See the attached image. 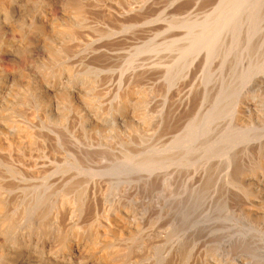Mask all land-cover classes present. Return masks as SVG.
<instances>
[{"label":"rangeland","instance_id":"obj_1","mask_svg":"<svg viewBox=\"0 0 264 264\" xmlns=\"http://www.w3.org/2000/svg\"><path fill=\"white\" fill-rule=\"evenodd\" d=\"M0 1L5 3L0 5V41H8L0 51L2 70H20L14 78L11 106L1 107L0 138H14L13 127L23 122L35 136V155L45 146L59 145L77 156L81 146L80 153L89 155V163L97 159L95 165L86 164L94 168L79 157L84 165L68 166L65 172L81 173L90 182L87 193L99 214L103 204L108 213L116 205L130 208L135 210L128 216L132 225L144 220L143 225L158 227L159 234H154L159 241L171 234L172 245L165 253L171 264H264V190L257 188L258 179L264 180V0H23L20 15L11 0ZM42 12L53 25L44 13L40 17ZM39 21L46 22L47 36L27 45L39 32ZM198 34L203 37L197 43ZM20 36L27 39L26 48L16 44ZM43 74L65 82V99L59 93L31 96L29 88L37 90L34 80ZM96 121L102 125L94 127ZM226 127L235 130L231 133ZM97 165L101 171H95ZM36 183L40 184L37 178ZM95 212L75 229L61 223L60 233L67 238L73 234L69 238L74 240L93 237L90 227L99 224ZM155 213L161 219H153ZM166 222L171 233L169 228L164 231ZM6 226L7 233L11 227ZM126 251L123 257L142 264H158L165 257L142 256L141 249ZM87 264L98 262L90 258Z\"/></svg>","mask_w":264,"mask_h":264},{"label":"bare ground","instance_id":"obj_2","mask_svg":"<svg viewBox=\"0 0 264 264\" xmlns=\"http://www.w3.org/2000/svg\"><path fill=\"white\" fill-rule=\"evenodd\" d=\"M3 1V0H2ZM8 1V0H7ZM10 1V0H9ZM23 0H11L10 4L12 5L15 13L20 12V7L22 5ZM42 1V0H41ZM125 1V0H124ZM127 1V0H126ZM1 2V1H0ZM4 2V1H3ZM1 3L2 5H4L3 7H5V3ZM32 2V0L30 1ZM8 3V2H7ZM25 3V1H24ZM26 3L29 4V2L26 1ZM43 3V2H42ZM0 4V5H1ZM31 4V3H30ZM33 4V3H32ZM37 4V3H36ZM1 5V6H2ZM42 5V4H41ZM0 6V8H1ZM23 6V5H22ZM7 7V6H6ZM11 7V8H12ZM38 7L40 8L41 6L38 5ZM233 7V5H232ZM9 8V7H8ZM43 8V7H41ZM232 12L234 11L233 8ZM231 9L227 11L231 12ZM11 10V9H10ZM39 10V9H38ZM9 11V10H8ZM12 11V10H11ZM81 11V9H80ZM226 11V9H225ZM41 12V11H40ZM13 13V12H12ZM37 13V12H36ZM46 17V21L47 22H51L52 23V18H50L49 16H47V14L45 12H42L41 15H43ZM77 13L80 14V12L77 10ZM83 13V12H82ZM86 13V12H85ZM19 14V13H18ZM10 15V14H9ZM15 15V14H14ZM20 15V14H19ZM37 15V14H36ZM82 15V14H81ZM78 16V15H77ZM97 16V15H96ZM236 17V16H235ZM234 17V18H235ZM79 18V17H78ZM85 19V18H84ZM39 20V19H38ZM55 20V19H54ZM42 21V20H40ZM38 22V29L39 32L41 34H39V32L37 34H33L32 37V41L29 43H27V39L25 40V36H20L18 42H16V44H22L23 47H25L26 43L27 45H33L34 43H36L37 41H39V39H41V37L43 38V36H47V34H45V32H47V24L44 25L43 23L46 22ZM45 21V20H44ZM173 21V19H172ZM174 23V22H173ZM53 25V23H52ZM37 26V25H36ZM72 26V25H71ZM73 27V26H72ZM49 29V28H48ZM52 29V28H51ZM66 29V28H64ZM68 29V30H67ZM67 32H70L71 29L69 27H67ZM77 29V28H76ZM73 31V30H72ZM203 31V30H202ZM52 32V31H51ZM75 33V31H73ZM205 32V31H204ZM203 32V33H204ZM49 33V32H48ZM71 33V32H70ZM73 34V33H72ZM204 34H207L206 32ZM68 35V34H67ZM70 35V34H69ZM198 38L197 43L199 40H201V37H203L201 34H198V36H196ZM195 37V38H196ZM194 38V39H195ZM205 38V37H204ZM208 38V37H207ZM249 38V37H248ZM209 39V38H208ZM211 39V38H210ZM251 39V37H250ZM249 39V40H250ZM4 40V38H3ZM214 40V39H213ZM213 40H211L210 42H212ZM245 40V39H244ZM0 51L1 50H5V48L8 46V41L7 43H5V41H0ZM204 42V41H203ZM208 42L205 40L204 44ZM215 42V41H214ZM212 42V44L214 43ZM239 42V41H238ZM247 42V41H246ZM196 43V41H195ZM241 43V42H240ZM245 43V42H244ZM250 43V42H249ZM194 44V43H193ZM202 44V42L200 41V45ZM207 44V43H206ZM209 44V42H208ZM252 44V43H250ZM203 45V44H202ZM239 45V44H238ZM237 45V46H238ZM249 45V44H248ZM234 46V45H233ZM234 46V47H237ZM243 46V45H240ZM239 46V47H240ZM22 47V48H23ZM199 47V45H198ZM211 47V46H210ZM232 47V46H231ZM252 47V46H251ZM26 48V47H25ZM213 48V47H212ZM229 48V47H228ZM241 48V47H240ZM247 48V47H246ZM230 49V48H229ZM233 49V48H232ZM231 49V50H232ZM208 50V49H207ZM212 50V49H211ZM234 50V49H233ZM238 50V49H237ZM236 53V50H234ZM240 51V50H239ZM210 52V51H209ZM231 52V51H230ZM232 58V57H231ZM207 59V58H206ZM2 63L0 61V118L2 117V110L1 107L6 106L7 104L10 105V100H13L14 98L12 94L14 93V89H15V82H14V78H16V73L20 72V70H11L10 72L2 70ZM7 69V68H6ZM211 70V69H210ZM250 71V69H249ZM42 72V71H41ZM15 73V74H14ZM36 73V72H35ZM209 73V72H208ZM212 73V72H211ZM21 73H18V75ZM28 74V73H27ZM32 74V73H31ZM48 74V73H47ZM61 74V73H60ZM207 74V73H205ZM204 74V75H205ZM230 74V73H229ZM233 74V73H232ZM250 74V72H249ZM35 75V74H34ZM23 76V75H22ZM53 76V75H52ZM58 76V75H57ZM37 77V76H35ZM49 77L51 76H47L46 74L44 75H39L35 80L34 83L38 88L37 90H35V88H33L31 86L32 82L28 81L29 85L31 86L29 88V85L26 84V86L28 85V87L25 86L24 87L29 89H33L29 92V94L31 93V96L36 97L35 95H41V97H45L51 93H59L62 94V97L64 95V83L61 80L58 79H50ZM205 77V76H203ZM33 78V77H32ZM208 78V77H207ZM31 79V78H30ZM34 79V78H33ZM58 80V81H57ZM64 80V79H62ZM65 81V80H64ZM224 81V80H223ZM74 83V82H73ZM72 84V83H71ZM60 85V86H59ZM229 85V84H228ZM231 85V83H230ZM71 87V86H70ZM227 87V86H226ZM19 88V87H18ZM22 88V87H21ZM24 89V88H23ZM67 89V88H66ZM25 90V89H24ZM70 90V89H68ZM83 90V89H82ZM232 90V89H231ZM21 91V89L19 90ZM26 91V90H25ZM23 91V92H25ZM84 91V90H83ZM226 91V90H225ZM234 91V90H233ZM27 92V93H28ZM72 93H76L72 92ZM78 93V92H77ZM254 93V92H253ZM225 94V93H224ZM234 94V93H233ZM255 94V93H254ZM15 95V94H14ZM72 94H70L71 96ZM74 95V94H73ZM77 95V94H76ZM82 95V94H80ZM80 95L78 97H80ZM217 95V94H216ZM246 95V94H245ZM263 95V94H262ZM38 97V96H37ZM40 97V96H39ZM40 97V98H41ZM241 97V96H240ZM262 97V96H261ZM64 99L66 97H63ZM71 98L73 99V97L71 96ZM75 98V97H74ZM220 99V97H218ZM223 98V97H222ZM225 98V97H224ZM246 98V97H245ZM257 98V97H256ZM255 98V99H256ZM264 98V96L262 97ZM25 99V98H24ZM261 99V98H260ZM258 99V100H260ZM76 100V99H75ZM243 100V99H242ZM257 100V101H258ZM64 101V100H63ZM78 101V99L76 100ZM238 101V100H237ZM244 101V100H243ZM254 101V100H253ZM262 101V100H260ZM259 101V102H260ZM73 102V101H72ZM218 102V101H217ZM249 102V101H248ZM252 102V101H251ZM27 103V102H26ZM31 103V102H30ZM43 103V102H42ZM75 103V102H74ZM78 102H76L77 104ZM83 103V102H82ZM241 103V102H240ZM253 103V102H252ZM263 103V102H262ZM49 105H51L50 103H48ZM74 104V105H76ZM129 104V103H128ZM238 104V103H237ZM247 104V103H246ZM249 104V103H248ZM251 104V103H250ZM35 105V104H34ZM79 105V104H78ZM84 105V104H83ZM221 105V104H220ZM224 105V104H222ZM11 106V105H10ZM28 106V104H27ZM52 106V105H51ZM16 107V106H15ZM49 107V106H48ZM72 107V106H71ZM74 107V106H73ZM78 106L76 105L75 108H77ZM218 107V105H217ZM245 107V106H244ZM252 107V106H249ZM255 107V105H254ZM36 108V107H35ZM39 108V107H38ZM37 108V110H38ZM42 108V107H41ZM80 108V105L78 107V109ZM138 108V107H137ZM216 108V107H215ZM230 108V107H229ZM10 109V108H9ZM20 109V108H19ZM34 109V108H33ZM32 109V110H33ZM47 109V108H46ZM238 109V108H237ZM4 110V109H3ZM35 110V109H34ZM36 110V111H37ZM49 110V109H47ZM84 110V109H82ZM231 110V109H230ZM10 111V110H9ZM53 111V110H52ZM215 111V110H214ZM243 111V110H242ZM252 110H250L251 112ZM15 112V111H14ZM22 112V111H21ZM24 112V111H23ZM83 112V111H82ZM19 113V112H18ZM16 113V114H18ZM51 113V112H50ZM56 113V112H55ZM60 113V112H59ZM81 113V112H80ZM264 113V112H263ZM6 114V113H5ZM13 114V112H12ZM122 114V113H121ZM125 114V113H124ZM251 114V113H250ZM46 115V114H45ZM48 115V114H47ZM50 115V114H49ZM103 115V114H102ZM206 115V114H205ZM33 116V115H32ZM83 116V115H82ZM96 116L97 113H96ZM100 116V115H99ZM122 116V115H121ZM209 116V115H206ZM237 116V115H236ZM6 117V116H5ZM16 117V116H15ZM14 117V118H15ZM50 117V116H49ZM79 117V116H78ZM8 118V116H7ZM95 118V117H94ZM3 120V117L1 118ZM6 119V118H5ZM19 119V118H17ZM16 119V120H17ZM32 119V118H31ZM66 119V118H65ZM98 119V118H97ZM101 119V118H99ZM98 119V120H99ZM120 119V117H119ZM126 119V117H125ZM129 119V118H128ZM126 119V120H128ZM259 119V118H258ZM14 120V119H11ZM10 120V123H11ZM55 120V119H54ZM81 120V119H80ZM95 121V119H93ZM121 120V119H120ZM117 119V121H120ZM126 120H123L126 123ZM26 122L27 119L25 120ZM24 121V122H25ZM57 121V120H56ZM64 121V120H63ZM93 121V122H94ZM129 121V120H128ZM9 122V119L8 121ZM48 122V121H47ZM53 122V121H52ZM92 122V123H93ZM105 122V121H104ZM236 122V121H235ZM100 122L96 121L94 124V127L97 126L96 124H99ZM102 123V122H101ZM117 123V122H115ZM123 123V122H122ZM133 123V122H132ZM248 123V122H247ZM1 124V123H0ZM113 124V123H111ZM119 124V123H118ZM117 124V125H118ZM140 125V123H138ZM239 124V123H238ZM241 124V123H240ZM11 125H13L11 123ZM9 125V126H11ZM16 127H13L14 130H16L15 132V137L14 138H5V140H3V138H0V194L1 192L4 193V195L2 197H0V257H3L5 260L4 264H87V260L88 259H94L98 262V264H142L141 262H139L138 260H132L131 257L127 258V257H123L122 254L124 251H126V249H129V253H132L134 250H139L141 249V255L144 256L143 254L147 255V256H158L159 254H161L162 256L164 255L166 257V252L170 251L167 250V245L169 246V244L172 245V235L171 230L169 228L170 223L167 224V222L164 224V231L165 229H168L170 233L166 234V237L169 235V237L166 238V240L164 241H159L157 240L158 237L155 238V234L154 231L157 230L153 225H143L144 220H142L143 222L141 223V225H132L130 222L131 220L128 218L129 214H133V212L135 211H130L126 208H120L119 205L117 209L114 211L112 210L111 214H109L106 211L105 208V204H103L102 207H104L103 210H101L100 214L99 212H97L98 208L96 205V202L94 203L93 201H90V199L92 200L93 196H88L87 193V189H89V183L85 182L87 179H83L81 178L79 175H81V173L75 175L73 174L72 176L69 175L71 174L69 171L71 170H67L68 174L65 172V169L68 168V166H70L69 168L75 167V166H79L81 165L82 161H80L79 157L81 159H84V161L86 163H84L85 165L87 164V162L89 160L88 156L86 154L87 157H84L83 155H85L83 153V155H81L80 153V149H78L79 153H77L76 156V152L75 154L70 152L71 150L68 148H65L64 146H59V145H55L54 147L49 146V148L46 146L43 149H38L37 154L35 155V146H33V140H35V136L32 132V128L31 126L28 127L26 126V124H24L23 122H18L17 124H15ZM14 125V126H15ZM31 125V123H30ZM34 125V124H33ZM61 125V124H60ZM102 125V124H99ZM106 125V124H105ZM144 125V124H143ZM243 126V124H241ZM245 125V123H244ZM248 125V124H246ZM6 126V125H5ZM55 126V124H54ZM93 126V125H92ZM107 126V125H106ZM121 126V125H120ZM241 126V127H242ZM1 127V126H0ZM63 127V126H62ZM65 127V126H64ZM90 127V126H89ZM99 127V126H97ZM108 127V126H107ZM134 127V126H133ZM139 127V126H138ZM137 127V128H138ZM228 127V126H227ZM226 127V128H227ZM235 127V126H234ZM238 127V126H237ZM236 127V128H237ZM4 128V127H3ZM66 128V127H65ZM92 128V127H91ZM125 128V127H124ZM136 128V129H137ZM145 128V127H144ZM143 128V129H144ZM225 128V129H226ZM105 129V128H103ZM140 129V127H139ZM190 129V128H189ZM229 129V128H227ZM233 129V128H231ZM229 129V130H231ZM246 129V128H245ZM244 129V130H245ZM113 130V129H112ZM122 130V129H121ZM128 130V129H127ZM131 130V129H130ZM228 130V131H229ZM235 130V129H233ZM233 130H231L230 132L232 133ZM248 130V129H247ZM5 132L6 130L1 129V132ZM12 131V129H11ZM50 131V130H49ZM120 131V130H119ZM137 131V130H136ZM226 131V130H225ZM227 131V132H228ZM8 133H13L7 131ZM6 132V133H7ZM90 132V131H89ZM112 132V131H111ZM125 132V131H124ZM53 133V132H52ZM88 133V132H87ZM94 133V132H93ZM97 133V131H96ZM100 133V132H99ZM102 133V132H101ZM134 133V132H133ZM226 133V132H225ZM236 133V132H235ZM243 133V132H242ZM2 134V133H1ZM139 134V133H138ZM244 135V133H243ZM96 136V135H95ZM99 136V135H97ZM119 136V135H118ZM223 136V135H222ZM122 137V136H121ZM124 137V136H123ZM145 137V136H144ZM235 137V136H234ZM45 138V137H44ZM43 138V139H44ZM53 138V137H52ZM85 138V137H84ZM218 138V137H217ZM226 138V137H225ZM241 138V137H240ZM33 139V140H32ZM42 139V138H40ZM39 139V140H40ZM42 139V142H43ZM47 139V138H46ZM45 139V140H46ZM49 139V138H48ZM64 139V138H63ZM72 138H70L71 140ZM91 139V137L89 138ZM93 139V138H92ZM124 139V138H123ZM181 139V138H179ZM227 139V138H226ZM61 140V139H60ZM78 140V138H77ZM85 140V139H84ZM144 140V139H143ZM142 140V141H143ZM225 140V139H224ZM36 141V140H35ZM47 142V140H46ZM78 142V141H77ZM85 142V141H84ZM87 142V141H86ZM206 142V141H205ZM231 142V141H230ZM36 143V142H35ZM34 143V144H35ZM76 143V142H75ZM208 143V142H207ZM37 144V143H36ZM59 144V142H58ZM68 144V143H67ZM66 144V145H67ZM81 144V142H80ZM165 144V143H163ZM203 144V143H202ZM78 145V144H77ZM201 145V144H200ZM72 146V145H70ZM199 146V145H198ZM211 146V145H210ZM209 146V147H210ZM83 147V146H82ZM167 147V146H166ZM209 147L207 148V150H209ZM39 148V147H38ZM90 148V147H89ZM164 148V147H163ZM199 149L201 147H198ZM204 148V145H203ZM37 150V149H36ZM75 150V149H74ZM88 150V149H86ZM77 151V152H78ZM82 151V150H81ZM90 152V150H88ZM169 151V150H168ZM230 151V150H229ZM187 152V151H186ZM206 152V150H205ZM226 152V151H225ZM50 153L52 154V157L48 156L47 154ZM88 153V152H87ZM125 153V152H124ZM189 153V152H188ZM235 153V152H234ZM92 155V153H90ZM97 154V153H96ZM126 154V153H125ZM124 154V155H125ZM170 154V153H168ZM190 154V153H189ZM57 155V156H56ZM152 155V154H151ZM171 156L173 154H170ZM167 155V156H170ZM188 155V154H187ZM209 155V153H208ZM226 155V154H225ZM55 156V157H54ZM95 156V155H94ZM146 156V155H145ZM150 156V155H149ZM12 157V158H11ZM13 157H15L13 159ZM99 157V156H97ZM95 157V158H97ZM129 157V156H128ZM135 157V156H134ZM143 156H141V159L143 161ZM166 157V155H165ZM163 157L165 160L166 158L168 159V157ZM230 157V156H228ZM233 157V156H232ZM8 158L10 160H8ZM87 158V159H86ZM123 158V157H122ZM132 157H130L129 160H133ZM136 158V157H135ZM148 158V157H147ZM171 158V157H170ZM227 158V157H226ZM90 159V158H89ZM125 158H123L122 160H119V163L121 161H123ZM128 159V158H127ZM140 159V160H141ZM145 159V158H144ZM230 159V158H229ZM97 160V159H96ZM95 160V161H96ZM146 160V159H145ZM177 160V159H175ZM183 160V158H182ZM94 161V159H90V163L91 165L96 163ZM99 161V160H98ZM126 161V160H125ZM142 161H138L136 160V162H138V164L143 163ZM149 161V160H148ZM147 161V162H148ZM152 161V160H151ZM164 161V160H163ZM174 161V160H173ZM180 161V159H179ZM224 161V160H223ZM82 162V163H81ZM93 162V163H92ZM140 162V163H139ZM166 162V161H165ZM168 162V161H167ZM166 162V163H167ZM199 161H197V164L195 162H192L194 165H199L200 163H198ZM229 162V161H228ZM89 163V162H88ZM89 163V165H90ZM101 163V162H100ZM99 163V164H100ZM145 163V162H144ZM231 163V162H230ZM257 163V162H256ZM82 164V165H84ZM137 164V163H136ZM150 165V161L149 163H147ZM88 165V164H87ZM86 165V166H87ZM95 165V164H94ZM107 165V164H106ZM131 165V164H130ZM134 165V164H133ZM146 164H144L145 166ZM149 165H146L149 167ZM227 165V164H226ZM250 165V164H249ZM248 165V166H249ZM85 166V167H86ZM101 168L105 167V165L103 166L101 164ZM145 166V167H146ZM230 166V165H229ZM242 166V165H241ZM88 168L91 167V169H93L94 167L92 166H87ZM98 167V165H97ZM96 167V168H97ZM129 167V166H128ZM133 167V166H130ZM140 167H143L142 165ZM244 167V166H243ZM255 167V166H253ZM263 167V166H262ZM134 168V167H133ZM230 168V167H229ZM238 168V167H237ZM74 169V168H73ZM78 169V167H77ZM85 169V168H82ZM131 169V168H129ZM228 169V168H227ZM250 169V168H249ZM262 169V168H261ZM24 174L21 171H24ZM64 170V171H63ZM87 170V168H86ZM95 171H101L100 167H98L97 170ZM93 172V171H92ZM83 173V172H82ZM94 173V172H93ZM105 173V172H104ZM107 173V172H106ZM250 173V172H248ZM254 174V172H252ZM30 174V175H27ZM85 174V173H84ZM92 174V173H90ZM96 174V173H95ZM251 174V173H250ZM252 174V175H253ZM69 175V176H68ZM238 175V174H237ZM249 175V174H248ZM251 175V176H252ZM30 176V177H27ZM36 176H40L38 179V177ZM76 179H75V177ZM88 178L91 176H89L87 174ZM86 176V178H87ZM259 176V175H258ZM263 176V175H262ZM37 178V180L40 181V184H38V186H35V179ZM85 177V176H84ZM94 177V176H93ZM253 177V176H252ZM246 177L242 178L245 179ZM256 176L253 178L254 180ZM258 178V177H257ZM264 178V177H263ZM83 179V180H81ZM92 179V178H90ZM212 179V178H210ZM260 179V178H259ZM259 181V185L260 188H258V190L260 189V191L264 190V180ZM94 181V179H92ZM91 180V181H92ZM209 180V179H208ZM213 180V179H212ZM211 180V181H212ZM247 180V179H246ZM251 180V178H250ZM90 181V180H89ZM207 181V179H206ZM231 181V180H230ZM245 181V180H244ZM249 181V180H248ZM253 182V180H251ZM204 182V181H203ZM214 182V181H212ZM248 183V182H247ZM245 183V184H247ZM208 184V183H207ZM213 184V183H212ZM236 184V183H235ZM241 184V182H240ZM252 185H254L253 183H251ZM242 185V184H241ZM244 185V184H243ZM250 184L248 183L247 186H249ZM257 185V184H256ZM245 186V185H244ZM258 186V185H257ZM242 188V186H240ZM239 187V188H240ZM209 188V187H207ZM40 189V191L36 192V190ZM248 188H246L245 190H247ZM251 189V187L249 188ZM256 189V187L254 188ZM95 190V189H94ZM97 190V189H96ZM101 190V189H100ZM252 190V189H251ZM257 190V192H258ZM93 191V190H92ZM245 191V192H246ZM250 191V190H249ZM256 191V190H255ZM252 192V191H251ZM248 193V192H247ZM92 194V193H91ZM252 194V193H250ZM249 194V195H250ZM257 194V193H256ZM2 195V194H1ZM94 195V194H93ZM260 196V194H257V196ZM262 195H264V193H262ZM262 195L260 196L262 199ZM258 196V197H259ZM256 197V196H255ZM257 197V198H258ZM259 197V198H260ZM90 198V199H89ZM96 199V197H94ZM264 198V197H263ZM94 199V200H95ZM260 199V202H262V200ZM259 200V199H258ZM256 200V201H258ZM255 201V200H254ZM256 201L254 203V205L256 204ZM92 202V203H91ZM129 202V201H127ZM99 205H101L100 203H98ZM132 205V204H131ZM129 205V206H131ZM253 205V206H254ZM128 206V207H129ZM252 206V207H253ZM256 206V205H255ZM259 206V205H258ZM261 207V206H260ZM132 208V207H131ZM249 211L250 210V207ZM264 209V208H263ZM256 210V209H255ZM96 211V212H95ZM110 211V210H109ZM137 211V210H136ZM247 211V212H249ZM262 211V210H261ZM264 211V210H263ZM262 211V213H263ZM97 213L95 214V220L97 221V218L99 216V224L97 221L98 226H94V227H90L91 230H93L94 235L93 237L81 240V239H71L69 237L67 238V236H62V234L60 233V228L59 226H61V223L68 225L69 227H71L72 229H75L79 224L83 223H88L89 220L93 217L92 214L93 213ZM260 212V211H259ZM258 212V213H259ZM256 215L258 214L257 212H255ZM136 214V213H135ZM134 214V215H135ZM138 214V213H137ZM170 216V215H169ZM172 216V215H171ZM255 216V215H254ZM261 216V215H260ZM259 216V217H260ZM134 217V216H132ZM262 217V216H261ZM153 219H161L160 213H155L154 217H152ZM89 219V220H87ZM139 219V218H138ZM167 219V218H166ZM256 219H258V216H256ZM260 219V218H259ZM134 220V218H133ZM132 220V221H133ZM140 220V219H139ZM151 221V220H150ZM149 221V222H150ZM92 222V221H90ZM94 222V221H93ZM134 222V221H133ZM148 222V221H146ZM139 223V222H138ZM137 223V224H138ZM152 223H155L152 222ZM157 223V222H156ZM96 224V225H97ZM145 224V223H144ZM10 226L11 229L9 230V232H5V230H7V226ZM91 225V223H90ZM94 225V224H93ZM143 225V226H142ZM155 225V224H154ZM173 225V224H172ZM88 226V225H87ZM157 226V224H156ZM66 227V226H65ZM75 227V228H74ZM160 227V226H159ZM166 227V228H165ZM178 227V226H177ZM263 227V224L262 226ZM93 228V229H92ZM153 228H155L153 230ZM162 228V226L160 227ZM62 229V228H61ZM88 229V227H87ZM177 229V228H176ZM180 229V228H179ZM69 230V229H68ZM90 230V231H91ZM70 231V230H69ZM88 231V230H87ZM86 231V233H87ZM159 231V230H158ZM157 231V235L159 234ZM68 232V231H67ZM78 232V231H77ZM84 232V231H83ZM163 232V231H162ZM85 233V234H86ZM90 233V232H89ZM161 233V231H160ZM82 233H78V235H80ZM75 235V234H74ZM88 235V234H87ZM76 236V235H75ZM73 236V237H75ZM82 237V236H80ZM171 237V238H170ZM76 238V237H75ZM156 239V240H155ZM160 240L162 238H159ZM126 240V241H125ZM175 242V241H174ZM173 242V243H174ZM188 245V243H187ZM47 247V248H46ZM130 247V248H129ZM171 247V246H170ZM169 247V248H170ZM187 248V247H186ZM185 248V249H186ZM190 249V248H189ZM122 250V251H121ZM124 250V251H123ZM204 250V249H202ZM184 251V250H183ZM188 251V250H186ZM212 251V250H211ZM122 252V253H121ZM127 252V251H126ZM123 255H125V253ZM139 254V251H137ZM134 253V252H133ZM209 253V252H207ZM206 253V255H208ZM128 254V253H127ZM126 254V255H127ZM177 254V253H175ZM184 254V252H183ZM182 254V255H183ZM210 254V253H209ZM160 255V256H161ZM181 255V257H182ZM212 255V254H211ZM133 256V255H132ZM170 257V254L167 255ZM174 256V255H173ZM177 256V255H176ZM201 256V255H200ZM214 256V255H213ZM212 256V257H213ZM152 257V256H151ZM162 258L161 261L158 262V264H171V260L172 258ZM178 258H180L179 256H177ZM184 257V256H183ZM203 257V256H202ZM217 257V256H216ZM156 258V257H155ZM159 258V256H158ZM174 258V257H173ZM206 258V256L204 257V259ZM1 259V258H0ZM153 259V258H152ZM198 259V258H197ZM196 259V261H197ZM209 259V257H208ZM3 260V261H4ZM184 260V259H183ZM206 260V259H205ZM210 260V259H209ZM213 260V259H212ZM210 260V261H212ZM221 261V260H220ZM173 262V261H172ZM200 263V261H197ZM202 262V261H201ZM205 264H210L207 263V261H205ZM183 263V262H182ZM241 263V262H240ZM178 264V263H177ZM217 264V263H214ZM222 264V262H221Z\"/></svg>","mask_w":264,"mask_h":264}]
</instances>
